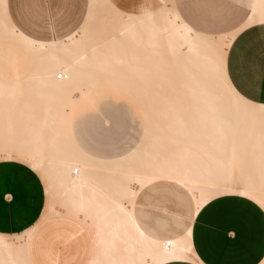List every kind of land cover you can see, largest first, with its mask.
Returning a JSON list of instances; mask_svg holds the SVG:
<instances>
[{
	"label": "bare ground",
	"instance_id": "bare-ground-1",
	"mask_svg": "<svg viewBox=\"0 0 264 264\" xmlns=\"http://www.w3.org/2000/svg\"><path fill=\"white\" fill-rule=\"evenodd\" d=\"M6 1L0 0V158L27 160L43 174L47 216L70 218L88 231L89 264L191 258L185 243L149 241L135 226L134 200L158 180L185 187L197 210L225 195L264 210V113L227 79L234 36L197 35L181 22L173 0H157L156 8L150 0L136 2L129 11L123 9L127 0H88L79 30L40 43L13 27ZM259 23L264 0H255L246 27ZM221 58L223 76L217 72ZM100 88L135 94L144 117L138 145L110 159L89 155L70 128L76 102ZM246 105L252 112L243 110ZM246 151L249 175L238 161ZM27 253V237L10 245L0 240V264H31Z\"/></svg>",
	"mask_w": 264,
	"mask_h": 264
},
{
	"label": "crops",
	"instance_id": "crops-1",
	"mask_svg": "<svg viewBox=\"0 0 264 264\" xmlns=\"http://www.w3.org/2000/svg\"><path fill=\"white\" fill-rule=\"evenodd\" d=\"M141 1L146 0H127L123 9L129 11L132 4ZM159 1L168 3L171 0ZM235 1L243 3L245 11L229 0H173V6L181 22L197 35L214 39L234 36L226 55L227 79L241 98L262 106L264 88L260 83L264 74V23L246 27L255 0ZM150 2L155 8L159 6L157 0ZM6 10L11 24L19 33L30 40L50 44L63 41L77 31L85 20L88 0H7ZM238 61L250 70L257 85L254 89L245 87L241 91L236 86L240 81L233 79L235 73L231 69ZM85 96L72 110L70 128L73 139L93 157L113 158L115 155H103L84 143L86 131L82 122L76 120L80 117L75 111L86 100ZM22 161L0 158V240L10 245L27 237L31 264H76L75 253L61 257L57 262L44 233L37 231L47 219L58 217L47 216L50 193L43 174L31 163ZM162 182L164 185H159ZM144 188L152 193L160 189L165 191L178 207L182 203L180 193L192 203L191 221L184 220L187 227L181 226L178 215L165 211L169 219L156 222L157 228L164 231L161 235L148 226V212L136 208L138 194L134 200V223L145 239L161 244L183 242L189 248L191 258L162 264H262L264 261V210L253 201L237 195H225L197 210L189 191L174 181L158 180ZM78 224L88 243V257L84 264H89L93 259L92 238ZM55 235L60 236L61 232L57 231Z\"/></svg>",
	"mask_w": 264,
	"mask_h": 264
},
{
	"label": "rangeland",
	"instance_id": "rangeland-1",
	"mask_svg": "<svg viewBox=\"0 0 264 264\" xmlns=\"http://www.w3.org/2000/svg\"><path fill=\"white\" fill-rule=\"evenodd\" d=\"M229 1L245 11L243 3L237 4L235 0ZM82 23L76 30H79ZM85 95L86 100L75 111L78 114L77 116L80 117L76 120L82 122V126L86 131V135L83 137L84 143L96 148L103 155L109 156L121 155L134 149L141 140L144 127V117L137 99L134 98L135 94L131 95L130 92L122 89L100 88L89 91ZM243 110L250 113L253 107L246 105ZM240 138L238 136L236 143L238 148L243 143ZM238 153L240 155V152ZM242 154L245 160L242 157L243 161H241L243 163L238 160L240 163H238L239 168L243 167L244 164L242 173L243 175H249L253 169L251 166L253 164L252 156L249 151ZM229 164L228 167H231L235 163ZM232 168H234V165ZM159 185L162 186L164 183L162 182ZM179 195L182 203L178 207L165 191L160 189V191L152 193L147 188H143L138 193L136 208L148 212L150 215L147 222L148 226L162 235L164 231L157 228L156 222H164L169 219L165 211L178 215L181 221L180 224L183 227H187L184 220L191 221L192 203L185 194L180 193ZM37 231L44 233L57 262L61 257L75 253L78 259L76 264L85 263L88 257V243L76 221L67 217L47 219ZM57 231L61 232L60 236L55 235Z\"/></svg>",
	"mask_w": 264,
	"mask_h": 264
},
{
	"label": "snow or ice",
	"instance_id": "snow-or-ice-1",
	"mask_svg": "<svg viewBox=\"0 0 264 264\" xmlns=\"http://www.w3.org/2000/svg\"><path fill=\"white\" fill-rule=\"evenodd\" d=\"M224 71L225 69L223 65V60L221 58L217 66V72L220 76H223ZM231 71L235 73V76L233 77V79L234 80L237 78L239 79L240 83L237 84L236 86L240 87L241 91H243L245 87L254 89L257 86L255 80L251 76L250 70L243 63L238 61L235 67L231 69ZM260 87L264 88V74H262L261 76ZM260 111L261 113H264V105L261 106ZM22 162L25 164H30V162L27 160H24ZM262 264H264V262H262Z\"/></svg>",
	"mask_w": 264,
	"mask_h": 264
},
{
	"label": "built area",
	"instance_id": "built-area-1",
	"mask_svg": "<svg viewBox=\"0 0 264 264\" xmlns=\"http://www.w3.org/2000/svg\"><path fill=\"white\" fill-rule=\"evenodd\" d=\"M60 78V77H59Z\"/></svg>",
	"mask_w": 264,
	"mask_h": 264
}]
</instances>
